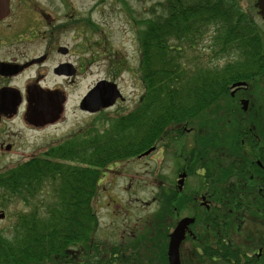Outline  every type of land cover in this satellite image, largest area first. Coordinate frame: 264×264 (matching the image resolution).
<instances>
[{"label": "trees", "instance_id": "1", "mask_svg": "<svg viewBox=\"0 0 264 264\" xmlns=\"http://www.w3.org/2000/svg\"><path fill=\"white\" fill-rule=\"evenodd\" d=\"M240 1L169 0L163 2L162 13L136 19L141 24L140 61L130 71L142 83L140 100L114 118L108 117L107 127H98L94 122L101 120L103 113L68 133L43 155L0 171L3 204L19 199L32 209L17 212L12 225L0 229V264H71L72 251L89 249L91 243L100 248L103 243L97 236L102 229L96 200L102 193L101 179L108 173L104 171L161 146L171 134H189L193 142L198 138L200 150L205 149L206 154L218 150L217 161L198 155L210 169L194 160V143L190 140L185 155L190 171L204 182L200 188L197 180L198 190L212 193L215 201L228 202L218 201L221 206L212 209L215 213L203 209L199 220L214 228L217 218L226 223L227 229L232 221L228 200L235 195L246 197L245 183L250 173L244 162L243 143L237 133L229 136L230 108L226 110L222 102L229 97L230 84L248 80L264 69V30ZM200 49L205 57L198 55ZM112 53L109 45L99 54L110 58L111 72L118 75L128 70L127 61ZM221 116L220 123H214ZM230 155L238 158L241 169L233 171L232 161L231 169L226 164ZM162 178L156 182L160 190L156 200L162 203L155 219L138 234V242L130 243L140 248L138 264L151 263L149 247L157 253L164 250L170 200L177 210L185 206L184 193L173 191L171 199L163 188L166 179ZM108 197V193H102L100 207L107 204ZM189 209L193 212L194 206ZM97 253L95 263L103 264L102 252ZM161 253L157 254L159 264H163Z\"/></svg>", "mask_w": 264, "mask_h": 264}, {"label": "flooded vegetation", "instance_id": "2", "mask_svg": "<svg viewBox=\"0 0 264 264\" xmlns=\"http://www.w3.org/2000/svg\"><path fill=\"white\" fill-rule=\"evenodd\" d=\"M246 1L249 7L243 6V8L249 9L260 18L262 15L257 6V0ZM59 3L60 0H0V161L6 163L4 169L0 167V171L8 169V156L17 158L12 159V162L15 163L22 160L23 157L43 155L51 146L59 144L61 138L67 135L66 133L51 132L50 128L57 124L61 120L62 113L64 114L62 102L66 100L64 92L66 86L63 79L74 80L83 63L58 58V55H69L72 51L70 47L60 45L58 41L59 29L74 27L83 20L72 19L73 15L69 10H64L62 14ZM261 18L264 21V16ZM84 21L88 23V18ZM37 45H40L38 51ZM61 46L66 48V52L60 51ZM118 55L119 53L113 57ZM262 72L264 73V69ZM112 76L116 78L113 73ZM263 77L264 74L261 78ZM256 78L259 77L254 74L245 80V85L234 88L230 86V96L224 103L226 110L230 108L227 117L229 136H236L237 133L244 145L243 153L246 155L244 162L250 173L245 183L246 197L236 198L235 195L228 200L232 205L229 209L232 221L230 220L227 229L224 226L226 223L217 218L214 221V228H210L208 224L204 226L199 220L200 205L202 208L214 212L212 209L217 210L221 206L218 201L227 202V200L215 198L218 200L215 201L211 197L212 193L199 191L197 188H185L188 186L187 184L191 185L186 181L190 169L187 166L189 160L185 158V166L182 165L178 173L179 175L187 173L184 186L179 187V175L176 180L167 184V194L170 198L173 191L184 193L181 196L185 206L183 209L177 210L173 201L170 200L166 216V245L164 250L159 252H162L163 264H170L171 235L179 220L186 216H192L195 220L189 224L185 238L181 242L180 264H264V99L258 101L244 96L245 94L242 93L247 89L257 88L255 83L256 81L261 82V79L256 80ZM43 99L52 100L54 106L51 112L37 116L33 114L32 110L38 101ZM244 100L247 101L246 106L243 104ZM57 109H59L58 112ZM60 110L62 111L60 112ZM78 110L88 113L90 116L94 115L81 109ZM101 112L103 111L95 114ZM220 118L223 116L215 119L214 123L217 124ZM15 123L19 125L20 130L26 136L29 132H33L40 134L41 139L34 138L33 144H30V139H25L19 132L17 134L16 131H11L13 130L11 126ZM74 127L76 128V125ZM47 134H51L50 137H44ZM171 135L174 136V134ZM43 137L47 140L42 139ZM178 138H184L188 142L192 136L185 134ZM190 141L192 142V140ZM23 144H28V148L23 149ZM190 145L189 143L184 145L185 151ZM163 146L161 145V150ZM158 149L159 147H157ZM25 151L29 153L26 155ZM141 158L138 155L135 160ZM232 160H234L232 170L241 169L237 165L238 158L232 156ZM203 163L199 162V166ZM120 165L121 163H115L109 169L117 168ZM236 186L238 189L240 188V185L236 184ZM189 197L191 198L190 202H188ZM203 200L204 202H202ZM112 201L114 200L110 197L107 204L110 206ZM190 206H194L193 212L190 211ZM110 210L113 211L111 208ZM108 216L117 217L113 214H108ZM127 227L129 230L125 228L124 231H120L116 227V229H112L113 227L110 228V225H107V231L102 230L103 245L97 248L93 247L91 243L89 249L72 251L71 264H92L89 260L98 257L97 250L102 251L103 264H138L140 248L139 246H130V243L138 242L139 232L133 233V227ZM143 230L144 228L140 230V233ZM148 249L151 262L149 264H159L157 261L159 253L152 251L150 247Z\"/></svg>", "mask_w": 264, "mask_h": 264}, {"label": "rangeland", "instance_id": "3", "mask_svg": "<svg viewBox=\"0 0 264 264\" xmlns=\"http://www.w3.org/2000/svg\"><path fill=\"white\" fill-rule=\"evenodd\" d=\"M164 1L166 0H124V2L121 0H60L59 6L62 14L64 10H69L73 15L72 19L83 21L77 23L74 27H61L59 29L58 41L60 45L68 46L72 51L69 55H58V58L61 60L68 59L77 61L78 63L82 62L83 64H80V72L76 78L74 77V80L68 81L67 79H63V83L66 86L64 90L66 93L64 114L62 113L60 117L61 121L52 125L50 128L51 132H55L56 129L64 131L73 125L77 126L78 124L83 125L89 123L87 119H91L92 122L94 118H96L95 116L97 115L95 114L90 116L88 113H82L78 110V103L83 94L98 80L114 79L110 71L111 61L104 56H99L100 52L103 51V48L106 46L110 45L114 52L115 49H119L120 53L118 57L120 59H125L128 63V70H124L114 79L120 86L124 95H126L127 101L123 105L119 103L103 112L104 114L101 120L94 121L95 124L101 128L107 127L110 122L108 117L114 118L119 112H122L128 107L132 108L133 103L135 104V102L137 103V101L140 100L141 94L143 93L142 83L138 76L135 77L133 71H130L133 70L132 66H136L137 68L140 61L138 34L141 24L136 23V19L139 20L142 17L162 13L164 10ZM168 1L169 0H167V2ZM241 3L245 8L249 7L246 0H241ZM254 17L258 26L264 29L262 16L259 18L255 15ZM87 18L88 23H85L84 19ZM60 20L62 23V15ZM93 25L96 28H94ZM205 41H207V37L203 42ZM40 45H37V51ZM95 53L97 55L94 56ZM197 53L199 56L202 54L204 57L206 56L203 49L197 50ZM263 74V72L255 73V76H258L261 82L256 81L255 85H257V88L255 89L251 88L242 91V93L245 94L244 96L263 101L264 77L261 78ZM259 78H256V80ZM237 99L239 100V98ZM239 104L241 105V102H239ZM215 118L216 117H214V119ZM214 119H212V121ZM219 121L221 120L219 119ZM11 127L13 129L11 131H16L17 134L20 133L27 140L30 139V144H33L34 138L41 139L38 133L29 132L27 134L28 136H26L16 123ZM8 129H10L9 126ZM50 135L51 134H47L44 137H50ZM44 137L42 139L46 141L47 139ZM188 142H186L184 138L180 139L176 136L168 135L165 138V144L162 150L160 149L161 146H159V149L156 150L155 153L151 151L141 159L135 160L136 157L130 158L124 163H121L119 167L114 168L115 170L104 171L108 173L101 179L100 191H102L103 194L108 193L114 200L111 202L110 206L107 204L104 205L103 208L100 207L102 205V193H99V197L96 200V208L97 211H99L100 223L104 232L107 231V225H110V228L113 227L112 229L117 228L120 231H124L125 228L129 230L127 226H132L133 233H138L145 227L147 220L152 217V214L162 203L156 200L157 193L160 191L156 186L157 180L160 176L166 179L163 188L165 187L167 189L168 182L178 178L181 166L186 163L185 158L187 157L185 155L184 145L186 143L188 144ZM193 143L194 160L196 162H204L207 168L210 169L211 166H209L208 162L204 161L202 156L205 154L207 158L211 157L214 161H217L218 150L206 154L207 151H205V149L200 150V140L198 138H195ZM22 148L27 149L28 144H23ZM37 148L38 146L36 149ZM222 152L224 153L225 151L222 150ZM28 153V151H25L26 155ZM200 154L203 155L198 156ZM12 159L17 158L8 156V167L15 164L12 162ZM231 161L232 164H234L232 155L229 157V162L226 163L230 164V169ZM224 162L225 161H223V163ZM4 165H6L5 161H0L1 169L5 168ZM197 180L200 183V188L205 186L204 182L199 180L198 174L195 171H189V177L186 178V181L191 183V188H197ZM187 185L189 186V184ZM110 197L107 198V201ZM46 199L48 201V198ZM202 202H204V200ZM110 208L113 210L112 212ZM203 209L204 208L200 205L199 214ZM31 210L30 206L25 205L19 199L4 205L0 198V213L4 211L6 215V217L0 218V229H7L10 227L15 220L17 212H30ZM108 214H113L118 218L110 217ZM102 230L97 236V239L101 242L103 240ZM89 261L94 264L95 258Z\"/></svg>", "mask_w": 264, "mask_h": 264}, {"label": "water", "instance_id": "4", "mask_svg": "<svg viewBox=\"0 0 264 264\" xmlns=\"http://www.w3.org/2000/svg\"><path fill=\"white\" fill-rule=\"evenodd\" d=\"M257 5L260 8V13L264 15V0H257ZM61 52H66V48L60 47ZM243 83L238 82L234 83L236 85H242ZM117 98H123V94L118 88V84L114 81L102 79L98 81L91 90L87 92V94L83 97L80 103V107L82 109H87L89 111H97L100 108H106L112 106ZM247 101L244 100L243 104L246 106ZM59 105V104H58ZM52 100L43 99L38 101V104L33 108V114L37 116H43L49 112L53 107ZM54 110V108H53ZM59 109H57V112ZM151 149L147 150L145 154L149 153ZM186 173H182L179 179V186L182 187L184 183V177ZM4 217V213H0V218ZM194 217H183L176 225L174 232L171 235V242L169 245V259L170 264H180L179 259V247L181 241L185 237L186 229L188 225L194 222Z\"/></svg>", "mask_w": 264, "mask_h": 264}, {"label": "bare ground", "instance_id": "5", "mask_svg": "<svg viewBox=\"0 0 264 264\" xmlns=\"http://www.w3.org/2000/svg\"><path fill=\"white\" fill-rule=\"evenodd\" d=\"M121 103V105L125 104L126 103V100L122 99V98H117L116 102L114 103V105L116 104H119Z\"/></svg>", "mask_w": 264, "mask_h": 264}]
</instances>
